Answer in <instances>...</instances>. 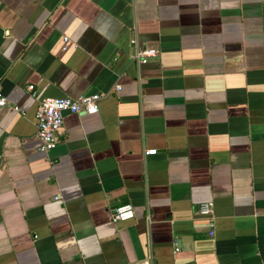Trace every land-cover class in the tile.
I'll return each mask as SVG.
<instances>
[{
  "label": "crops",
  "instance_id": "1",
  "mask_svg": "<svg viewBox=\"0 0 264 264\" xmlns=\"http://www.w3.org/2000/svg\"><path fill=\"white\" fill-rule=\"evenodd\" d=\"M0 96V264H264V0H0Z\"/></svg>",
  "mask_w": 264,
  "mask_h": 264
},
{
  "label": "built area",
  "instance_id": "2",
  "mask_svg": "<svg viewBox=\"0 0 264 264\" xmlns=\"http://www.w3.org/2000/svg\"><path fill=\"white\" fill-rule=\"evenodd\" d=\"M63 50H66L72 45L68 37L63 38ZM156 56V51L151 48L136 49L133 48L131 60L144 64L151 57ZM27 93L35 96V88L33 85L26 87ZM101 99L100 94L82 95L75 99L73 98H57L44 99L38 102L34 119L36 126V137L40 141V150L49 151L53 149L59 141V133L62 129L63 118L66 114L77 115L86 114L89 116L98 113V102ZM7 105V100L0 96V107ZM14 112H19L18 107H13ZM156 150H145V156L155 155ZM201 215L212 214V204H202L199 208ZM134 208L130 204H125L115 208L111 218L113 222H126L134 218ZM213 235V231L209 233Z\"/></svg>",
  "mask_w": 264,
  "mask_h": 264
}]
</instances>
